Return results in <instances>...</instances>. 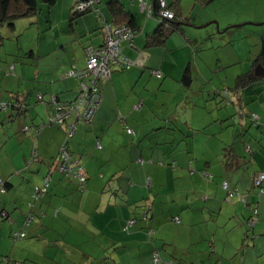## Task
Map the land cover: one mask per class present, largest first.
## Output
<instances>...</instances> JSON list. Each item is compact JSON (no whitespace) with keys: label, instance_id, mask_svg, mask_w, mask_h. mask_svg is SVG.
<instances>
[{"label":"crops","instance_id":"1","mask_svg":"<svg viewBox=\"0 0 264 264\" xmlns=\"http://www.w3.org/2000/svg\"><path fill=\"white\" fill-rule=\"evenodd\" d=\"M75 1L56 0L50 13L57 7V16H60V19L54 21V18L49 17L46 24L49 32L54 35V41L43 51L34 53L32 50L28 53L35 61V84L28 82L27 85V82L21 81V78H25L20 76L21 78H15L16 83H13L15 84L13 88L0 86V103L18 104L19 101H24L27 105L25 114L21 113L24 119L18 118L21 115L16 116L17 111L11 110V107L0 112V179L10 185L5 194L0 195V211H5L8 216L7 219L0 220V249L3 248L1 244L4 243L10 247L12 234L20 231L27 234L23 239L35 238L23 245H33L40 241L41 232L53 230L49 225L50 222L57 221L62 223L63 228L67 226L70 230L79 233L74 235V238L78 240L76 245L82 250L81 257L86 264H152L151 254L154 251L159 252L161 262L172 260L175 264H212L213 262L217 264L222 258L232 259L233 251L238 252V244L242 241L238 242V239L246 225V219L251 215L250 208L254 207V204H258L260 213L259 222L254 230L264 234V197L255 195L258 192L252 188L253 177L259 173L264 174V115L260 118L261 127L250 135L248 134L250 132H245L247 120L241 119L240 123L235 124L232 121L234 115L229 114L227 123L221 122L225 116L221 114L220 117L216 107L213 111L212 103L208 104L201 89L209 94L215 88L221 91V82L216 84L215 77L220 69L222 71L224 65H235L234 61L240 58L239 52L233 48L236 60L223 64L219 55L222 54L225 42L222 43L220 39L215 43L214 31L208 32L209 28H207L204 34L208 32V35H211L210 41L203 35L204 41L200 43L198 32L207 27V24L203 26L207 21L209 23L215 21L218 23V28L230 23L231 25L232 23L248 24L249 27L244 26L239 31L231 33L232 38H241L246 32L247 35L252 36V46L255 47L261 42L260 47L263 45L264 48V30L262 27H250L251 23L258 27L256 23L264 21V0L257 1L256 10L251 6H243V9L237 10L236 13L234 6L238 5L236 2L239 1L226 0L228 9L223 16H218L215 10L217 0L201 7L195 4V0H191L192 10L198 7L203 12L211 6L209 13L206 11L196 14L194 18L201 16L199 22H193L194 11L188 14L184 0H181L183 15L193 19L190 23L198 30L197 33L183 30V36L174 34L164 46L149 48L145 47V40L155 30L157 20L152 17L147 18L140 11L136 1L121 0L125 9L134 16L135 23L140 29L130 45L122 44L123 55L134 64L125 70L113 71L107 81L99 83L101 99L93 123L78 124L74 138L69 142L68 146L73 155L80 161L85 156L87 185L83 192H78L72 181L55 174L54 159L63 142L62 130L45 127L38 134L34 133V128H29L26 133L22 132V127L25 125L36 126L46 120L50 112L48 100L52 95L62 102L72 101L77 96L78 81L67 75L68 70L72 66L78 69L84 67L85 47L102 44L101 26L104 21L110 23L105 6L109 0H102L92 12L80 17L76 16L73 22H70V9ZM149 2L147 0V3ZM206 14L208 17L205 18ZM234 14L237 15L235 22L230 18L234 17ZM245 21L254 23H243ZM208 41L210 46H216V50L218 49L216 52L218 66H214L213 76L207 71L208 56L201 54L205 48L210 47ZM204 55L205 60H203ZM243 63L246 64L247 61L244 60ZM12 66L15 70V65ZM185 67L189 68L191 75V82L187 85L181 81ZM152 70L158 71L161 77L157 78L152 74ZM22 71L24 69L20 67V72ZM41 71L46 77L39 76ZM256 76L258 78H254L253 75L247 78L246 83H254L251 87L257 85L258 90L248 91L246 86L241 87V81L238 80L240 75L237 73L234 83L235 95L232 96L236 101L240 100L241 106L245 103L251 105L255 101L259 106L261 100L257 91L262 90L264 75ZM195 79L201 82L199 87L195 86ZM160 92L169 94L170 98L161 99ZM39 95L42 96V101L37 100ZM203 97L202 106L210 112L200 111L197 119L198 105L201 104L200 100ZM160 102L162 104H159ZM159 105L172 107L161 114L155 112V108ZM137 106L140 108H136ZM119 115L122 121L118 119ZM16 119L19 124L14 129V124L9 125V123H15ZM6 122L8 126L4 128ZM125 126L133 130L131 136L126 133ZM230 126L236 129H229ZM177 134L180 136L178 140L175 137ZM216 134L222 135L224 139L214 138ZM235 135L237 139L241 138L243 152L247 145L251 153H245L247 155L245 159L238 160L236 164L234 162L231 168L227 169L223 157L226 146L239 157L244 155L237 154L225 140V137L233 138ZM159 136L163 137L161 141ZM244 136L250 138L249 143L244 141ZM176 140L177 146H180L178 152L186 154L180 162L177 161L179 158L172 146ZM231 141L233 144L234 140ZM252 141L253 144H250ZM7 144H10L9 147L3 150ZM196 152H200L201 156ZM209 152H215V156L210 157ZM190 156L198 157L199 161L194 162L195 168L189 176L178 173L177 177H167L165 186L160 182L157 183L155 178L166 166H169L170 162H172L171 168L186 169L189 165L187 162H192ZM99 160L102 161L100 166H103V172L93 170ZM139 162L146 165L143 164L142 168H139L137 164ZM208 168H213L216 173H220L223 169L226 177L231 174L230 186L238 189L240 194L236 195L241 198L233 195L231 196L234 198L227 197L217 185L216 178L219 176L216 178L213 176L211 181L203 177L190 176L197 171L206 173ZM245 169L251 170V177ZM108 171H110L109 176L104 187H101V182L106 179ZM47 174L53 175L47 193L40 202L35 203L29 226L25 228L24 223L29 212L27 204L32 199V188ZM149 176L151 182L147 189L148 195L140 197V190L144 188L145 180ZM179 177L186 178L189 186L181 191L179 198H176L171 186L175 183L174 179ZM262 186L264 187V179ZM158 196H164L165 201H157ZM243 199L245 203L242 202ZM221 214L225 216V222L221 220ZM220 215L217 225V217ZM167 216L170 221L166 220ZM175 217L178 218L176 223L172 220ZM182 217H185L186 221ZM81 218L86 229L84 231H88L86 233L80 228ZM130 220L134 223L127 226ZM89 222L92 226L88 230ZM202 225L205 229H201ZM159 228L168 234L173 242H178L180 245H174L165 236L161 238L159 245L151 240L152 236H148V231L151 229L155 232V229ZM97 229L100 230L99 234L95 233ZM108 232H120L116 235L122 239L113 240L116 235L108 238ZM155 234L157 235V232ZM98 235L108 240L110 246L104 247L103 239L94 241L93 237ZM257 240L262 244L261 246L256 248L254 242L251 252L247 251L248 249L241 252L240 258L236 253L231 263L252 264L260 254L264 255V238ZM185 241L190 244L182 246ZM15 246L0 250V256L6 254L8 258L11 257ZM111 247L113 250L108 251ZM42 248V258L46 259L48 247ZM115 248L119 250H114Z\"/></svg>","mask_w":264,"mask_h":264},{"label":"rangeland","instance_id":"2","mask_svg":"<svg viewBox=\"0 0 264 264\" xmlns=\"http://www.w3.org/2000/svg\"><path fill=\"white\" fill-rule=\"evenodd\" d=\"M237 1H239V2H236V3H238V5L234 6V10H236L235 13L237 12V10H242L243 6H251V8L255 9L258 0H256V1L255 0H237ZM254 2H255V6H254ZM226 3H227L226 0H217V2L215 3L216 5L214 4L215 10H216L218 16L219 15L223 16V15H225V12H227L228 8H227ZM192 4H193V2L191 0H184L185 10L188 11V14H190L191 12L194 11L193 15H192L193 18L196 16V14L199 15V14L206 12V11H208L207 13H209L211 10V6H210V8L203 10V12H201V9H199L198 7H196L195 9L192 10ZM39 5H40L39 8H40L41 13H42L41 15H39L35 18L33 17V18L20 19L17 22H15V28H13V29L8 28V27H1L0 28V86L1 87L8 86V88H13V85H15L13 83H16L15 78H17V77L21 78L20 76H23L25 78V79L21 78V81L27 82V85L29 84L28 82L35 84L34 83L35 82L34 78H36L35 61L29 56L28 53L32 50L34 51V53H37L38 51H43V50L48 48V45L54 41V35H52L49 32V29L46 27L47 21L50 19L49 17L54 18V21H57L60 19V16H57V14H58V12L56 11L57 7L50 13V11H47V8L43 4H39ZM246 8H248V7H246ZM232 13H233V11H232ZM235 16H237V15L234 14V17H230L231 20L234 22H235ZM206 17H208V14H206L205 18ZM245 18H247V16ZM200 20H201V16H198V17L194 18L193 22H199ZM247 22H253V21H245L243 23H247ZM208 23H209V21L204 23L203 26H205L207 24L206 25L207 27L200 29V32H198L200 34V38H201L199 42L200 43L203 42L204 41L203 37L208 36V32L212 30V31H214V33H213L214 38L213 39H214L215 43H218L221 39L222 43L225 42V44L227 43V45H228L227 47H224L222 49V54L219 55L220 58H222L223 64H227L231 61H234V59L236 60L235 53L233 52L234 51L233 48L238 50L239 57H240L239 59L234 61L235 65H233V66L224 65L222 67L223 68L222 71H221V69L218 71L217 77H215V83L217 84V83L221 82V85H222L221 90H224L226 88H231L234 86L235 77H236L237 73L239 75L245 74V77L247 79L253 75V72L255 73L256 66L258 65L257 62H259V64L264 65V56H263L264 49L261 48L259 45L255 46V47L252 46V36L247 35L246 32H244V34L241 38L238 37L236 39H233L231 36V33L239 31V29L241 27H238V26L249 27L248 24L245 25L242 23H232L234 26H232L230 29H228L226 31L227 33L226 32L218 33L217 31L221 30L222 28L224 29L226 27V25L221 27V28L220 27L218 28V26L216 27V24H212V25L208 26ZM197 26H201V25H197ZM234 27H237V28H234ZM250 27H255V28L262 27V29L264 30V25L256 27L255 25L251 24ZM207 28H209L207 34H204V33H206L205 31ZM184 30H186L189 33H194V32L197 33V31H198L193 26H185ZM229 31H231V32H229ZM259 41H260V39H259ZM225 44H224V46H225ZM208 45L210 46L209 41H208ZM229 45H231V46H229ZM260 45H261V42H260ZM217 51H218V49L217 50L216 49H209V50H206V51L201 53V54H206L208 56V57H206L207 71L212 76L215 72L214 66H218V65H216V64H218L217 63L218 58L216 57ZM251 54H252V56H251ZM203 60H205V55L203 57ZM244 60L247 61L246 64L243 63ZM237 61H238V63H237ZM254 62H255V64H254ZM13 64L16 67L15 70L12 69ZM20 67H23L24 71L20 72ZM8 76H10V77H8ZM39 76H45L46 77V75L42 71L39 73ZM246 79L244 82H242L240 84L241 87L244 88L246 86L247 87L246 89L248 91H251L253 89L258 90L257 85L253 86L254 88L251 87V85H253L254 83H251V82L246 83ZM248 81H249V79H248ZM200 84H201V82L200 81L197 82V80L195 79V86L199 87ZM195 86H194V89H195ZM219 90H220L219 88L212 89L211 94H209L208 92H205V90L201 89V91L204 92L203 96H205L206 99L208 100V104L212 103L211 107L213 108V111H214L215 107H216V109L220 108L219 110H217L218 115L220 117H222L221 114H223L226 117L227 114H233L235 112V109L232 108V105H231V107L226 105V99H223L221 97L222 94L219 93ZM241 90H242V88H241ZM230 92H231V95H235V89L232 88ZM257 92H258V96H259L260 90ZM207 93L209 95L208 97H207ZM160 97H161V99H166V100L168 98H170L169 94H164L163 92H160ZM254 97H256V94L254 95ZM183 99H184V97H183ZM200 101H201V104L198 105V109H197V116H196L197 119L199 118L198 115H199L200 111H209L210 112V110H207V109H205V107L202 106V104L204 102V97L201 98ZM182 102H183V100H182ZM254 103H256V101ZM159 104H162V103L160 102ZM170 107H172V106L171 105H159L157 108H155V112L164 114V113H166L168 108L170 109ZM243 107L245 108L246 106L243 105ZM254 107H256V106L254 105ZM152 112H154V111L152 110ZM18 118L24 119V116H20ZM6 120H7V118H6ZM7 124H8V122H6V124L4 125V128H7V126H8ZM10 124H14V129H16L17 125L19 124L18 119L15 120V123L11 122V123H9V125ZM0 127H1V124H0ZM229 129H236V127L230 126ZM253 131L256 132L255 130H253ZM248 134L249 135L252 134V131H250V133H248ZM162 138L163 137H160V141ZM214 138H216V139L219 138L220 140L224 139V137L220 134L218 136L216 134ZM225 138H226L225 140L228 142L230 147H233V149L235 150V152L237 154L239 153L240 155H243V154L246 155L243 152L244 146H243V143H242L240 137L237 139V137L235 135L233 138H228V137H225ZM232 139L234 140L233 144L231 141ZM243 139L246 143L250 142V138H248L247 136H244ZM33 140L34 139H32L31 142H33ZM250 144H253V141ZM9 145L8 144H7V146L5 145L3 147V150L7 149L9 147ZM179 149H180V146H177L175 149L176 154L179 158L177 160L178 162L183 160L184 156L186 155L183 152H178ZM196 153L199 156H201L200 152H196ZM208 154H211L210 157L215 156V152H211V153L209 152ZM189 159L192 162L191 163L187 162V164H189V165L186 167V169L180 170L179 168H171L172 166L170 164L172 162H170L169 166H166V168L162 171H161L162 166L159 167L160 168L159 173L161 171V174L159 175V173H158L159 176H157L155 178L157 183L160 182L161 184H164V186H165V182L167 183V177H170V178L177 177L178 173H179V175L186 174V176H189V174L192 173L194 168H195L194 162L197 160L199 161L198 157H194V156H190ZM80 162H81V165L85 171V169H86V167H85V165H86L85 156L83 157V159ZM101 162H102L101 160L97 161L96 167H93L94 171L103 172L104 168H103V166H100ZM213 163H215V162H212V164ZM145 165L146 164H144V166ZM149 165L152 166L151 163H149ZM203 166L204 165H202V167ZM138 167H141V166L138 165ZM245 170H247V169H245ZM238 171H239V169L237 170V172ZM241 171H243V169H241ZM109 172L110 171H108L106 173L107 174L106 179H104L101 182V185H100L101 187H104L105 181L107 180V178L109 176ZM247 172H248L249 176L251 177V170L250 171L247 170ZM206 173L208 175H207V177H204V178H206L207 180H210V181H211L213 176H215V178L217 176H219L216 178L217 185H219V186L222 183V181L224 180V178L226 179V174L224 173L223 169L220 171V173H216L213 168H208V171ZM55 174L60 176V174L58 172H56ZM193 174L194 175H190V176H193V177L198 176L199 178H201L203 176V171H200V172L197 171V172H194ZM209 176H211V177L209 178ZM230 178H231V174H229L227 176L228 180ZM109 179H110V177H109ZM150 180H151L150 176L148 178H146L144 188H142V190H140V192H141V195H139L140 197H147V195H148L147 189L150 187V185H149V183L151 182ZM89 181L90 180H88V182ZM113 182L115 184V180ZM174 182L175 183L171 186V189L173 190L176 198H179V196L181 195V191H184L185 188L186 189L188 188L189 181H186V178H180L179 177V178H175ZM74 183H75V180H74ZM41 185H43V178H42L41 182L35 186H41ZM197 187H199V186H197ZM0 195H2V193H0ZM165 199L166 198L164 196H158L157 201L162 202V201H165ZM190 199L193 202L192 196H190ZM165 214H167V213H165ZM221 215L219 217H217V225L220 221ZM182 218H184L186 221L185 217H182ZM166 220L170 221L168 216H167ZM172 220L175 223L178 222L177 217H175ZM221 220L223 222H225V216L224 215H222ZM80 223H81L80 228H82V232H85V233L88 232V231H84L86 229H85V226L83 224L84 222L82 221V218H81ZM61 224L62 223H58L57 221H51L49 225L52 226L51 229H53V230L41 232L40 241L37 243H34L33 245H30V246H28V245L24 246V245L30 243L29 241H31V240H35V238L30 237L29 239L26 238V239L14 240L13 236H12V239H10V241H11L10 247H8V245L6 243H4V244H1V247H3V248L0 250H5L7 248L9 249L11 247H14L17 244L14 248L15 251L11 254V257H9V259L5 258L8 255H6V254L1 255L0 256V264H80L79 262H82V264H86V262H84L83 258L81 257L82 250H80V248L77 247V245H76L78 243V240L74 238V235H79V233H77L76 230H73V229L70 230L67 226H65L63 228ZM91 226L92 225L89 222L88 230H89V228H91ZM201 229H205V226L202 225ZM161 230H162L161 228L155 229V232H154V230H152L154 232V235L153 234L149 235V237L152 236L151 240L158 243V245L161 243L160 241H161V238L163 236H165V238L171 240L170 236L168 234H165ZM99 231L100 230L97 229V231L95 233L99 234ZM158 231H159V233H158ZM110 232L107 233L108 238H109V236H114L116 234H120V232H118V233L117 232L110 233ZM156 232H157V235L155 234ZM25 235L27 236V234H25ZM159 238H160V240H159ZM259 238L263 239L264 234L259 233L257 230H254V232L252 233L251 229L249 227L245 226L241 232V236L239 237L238 242L246 239L247 241L251 242L250 243L251 245H254V242H255V247L258 248L259 246L262 245V244L258 243L257 239H259ZM101 239H103V237L101 235L93 237V240L96 242H97V240H101ZM121 239L122 238L118 237L117 235L113 237V240L119 241ZM103 240H104L103 246L105 247L109 243H108V240H106V239H103ZM147 240L149 241V238ZM173 244L174 245H177V244L180 245V243H178V242H173ZM189 244H190V242L185 241L182 246H188ZM179 245L177 247H179ZM44 246L48 247L47 248L48 255H46V259L42 258V253H43L42 247H44ZM108 246H110V245H108ZM117 249L119 250V248H115L114 250H117ZM251 249H252V247H250L247 251L251 252ZM112 250H113V248L111 247V249H109L108 251H112ZM237 250H238V252L235 250L233 251L234 254H233L232 259L235 258L236 253H238V257L240 258L241 252H242V241L238 244ZM207 256H209V254H207ZM5 259L7 262H5ZM156 259L161 261V257H160V254L158 251H156V254H155V252H153L151 254L152 264H155ZM232 259L222 258L221 260H219L220 262L217 264H240L239 262L231 263ZM213 261H216V260H213ZM212 264H214V262ZM252 264H264V255L260 254L259 258L256 259V262L254 261V262H252Z\"/></svg>","mask_w":264,"mask_h":264},{"label":"trees","instance_id":"3","mask_svg":"<svg viewBox=\"0 0 264 264\" xmlns=\"http://www.w3.org/2000/svg\"><path fill=\"white\" fill-rule=\"evenodd\" d=\"M86 1H88V0H76L75 1V3L73 4V6L70 9V15H69V21L70 22H73V20L75 19L76 16L80 17V16L85 15L87 13H90V12H92L94 10V7L97 5V3L92 4L90 7H88L87 9H85L83 11H80L79 9H77V6L80 3H84ZM101 1L102 0H99L98 3H100ZM149 1L150 2L147 3V4L150 5V13H148L146 10H143V11L140 10V11L142 13H144L147 18H150V17L155 18L157 20V25H156L155 30L150 35H148L146 37V40H145V47L146 48L164 46L166 44L167 40L169 39V37L173 36L174 34H178L180 36H183V34H184L183 30H184L185 26H189V25L191 26L192 25L190 23L191 22V18L183 15V10H182V7H181V0H169V1L164 0L165 6L163 8L160 7L159 0H149ZM212 1L213 0H195V4L198 5L199 7H201L204 4L205 5H209L210 3H212ZM55 3H56V0H0V28L1 27H8V28L13 29L14 26H15V22H17L18 20L25 19V18H33V17L35 18V17L41 15L42 13H41V10L39 8V6H40L39 4H43L47 8V11H50V9H52L54 7ZM105 6H106L107 11H108V16H109L108 21H110V23L108 24L107 21H104L103 25L101 26V33H102V37H103V41H102L101 45L96 46V47L87 46V47L84 48V54H85V57H86V61H87V52L86 51H87L88 48H91L93 51H98V50H100V49H102L104 47V43H105V25H109L111 28L124 27V28H126L128 30V33L130 34V39H124L120 43V47H121L120 53H121V55L123 57H125V56L122 53V49H123L122 44L123 43H127L128 45H130L131 44L130 42L132 41L133 37L140 30L137 27L136 23H135L134 16L132 14H130V12H128L125 9V5H124V3L121 0H109L108 2L105 3ZM161 9H164V10H167L168 12H171L172 17L170 19H166L164 17L159 16V12L161 11ZM256 25L262 26V25H264V22L256 23ZM232 26L233 25H231V24L226 25V27L224 29H221V30H219L217 32L218 33H224L228 29H230ZM238 27H243V26H238ZM235 28H237V27H235ZM229 32H231V31H229ZM210 36L211 35L207 36V39L209 41H210V38H211ZM213 41H214V39H213ZM231 45H229V46H231ZM227 46L228 45L226 43L224 47H227ZM259 46H260V44H259ZM261 48H263V45L261 46ZM209 49H216V46H214V47L210 46L208 48H205L204 51L209 50ZM196 50L197 49L195 48V51ZM263 56H264V54H263ZM125 58L128 59L127 57H125ZM128 60L131 61L130 59H128ZM86 61H85L84 67L82 69H78L76 66H72V67H75V69L73 70V71H75L74 75L70 74V71H72V67L70 68V70H68V73H67V75L69 77H73L74 79H76L78 81L79 90H78L77 96L72 101L62 102V101H59L55 96L52 95L49 98V100H48L49 106L51 104L50 100H51L52 97L55 98V102H57V103H63V104L71 105V104H74V103L77 102L78 97H79V93H80V90H81V87H80L81 83L82 82H84V83L86 82V79H84L83 77H80L79 70H84L86 68ZM255 62H254V64H255ZM257 63H258V65H261L264 68L263 64H259V62H257ZM129 67H131V65ZM110 69H111L110 76L107 79H105V80H100V81L97 82L96 93H97V95L99 97V101H98V104H97V106H96V108L94 110V114H93L91 120H89V121L76 120L77 122H76V127H75V130H74V134L76 133V129H77V125L78 124L91 125L93 123V121H94V117H95V114L97 113V110L99 108L100 99H101V97H100V89H99V86H98L99 83H103V82L107 81L111 77L113 71H115V70L116 71L117 70H125L127 68H121L118 65H113V66H111ZM152 74H154L157 78L161 77V74L158 71L152 70ZM253 77L254 78H258V76H256V74L254 72H253ZM261 77H263V76H261ZM245 79H246L245 74H241L240 77L238 78V80L241 81V83L244 82ZM181 81H182V83H185V85H187L188 83L191 82V75H190V71H189L188 67H185V69L183 71V77H182ZM232 88L235 89V86L231 87V88H226L224 90H221V91H219V93L222 94L221 97L223 99H226V105H228L230 107L232 105V108L235 109V112L233 113L234 117L232 118L233 123L238 124V123H240L241 119L242 120H247V128H246L245 132H250V131L254 132L253 130L258 131V129L261 127L260 125H262V122L260 121V118L262 117V115H264V89H263V85H262V90H260V93H259V97L260 98L258 97L261 100V102L259 103V106H258L257 102L256 103H252L253 105L245 103V105L248 108L247 107L244 108L243 106H241L242 103H240V100L236 101L233 98V96L231 95V92H230ZM37 100L38 101H42L43 100L42 96L39 95L37 97ZM16 101H19V100H16ZM0 104H5V103H0ZM5 105H6L7 108L11 107L12 108L11 110H16L17 111L16 112V116L21 115L22 112H23L22 114H25L24 110L27 107V105L24 104V101H21V102L19 101L18 104L17 103L16 104L13 103V104H5ZM254 105L256 107H254ZM219 109L220 108H218L216 110H219ZM2 111H5V110H2ZM80 112H81V110H80ZM50 114H51V109H50V112H49V114H48V116H47L45 121H43L42 123H40V124H38L36 126L28 127V126L25 125L24 127H22V132L26 133L29 130V128L30 129L34 128L35 129L34 133L38 134L45 127H56L58 129L62 130L63 131V142H62L61 146L59 147V150H58L56 158L54 159L56 161L55 173L58 172L62 178H66V179L72 181L73 183H74V180H75V183H74L75 189L78 192H83L85 190V188H86V185H87L86 174H85V171H84V169H83V167L81 165L80 159L77 156L73 155V153L70 151L69 146H68L69 142L74 138V134L70 138H67L66 134H65L66 133L65 125L68 124L69 122H71L73 119H75L76 111L73 110L70 113L69 117H67L65 119L63 125L49 123L48 119H49ZM21 116H24V115H21ZM226 117L228 118L229 114H227ZM226 117L221 122H225L226 123L227 122V118ZM118 119L122 121V117L120 115L118 116ZM125 131L130 136H131V134H133V130L131 128L127 127V126H125ZM175 137L178 140V138L180 136H179V134H177ZM182 138H183V136H182ZM177 140L172 145L174 147L173 150H175L176 147H177L176 146L177 145ZM62 145H65L67 151L72 156L77 157L79 165H80V167H82V173L84 174V177H85V181H84L83 186H80L78 184L77 180L75 178H73L72 176H67L64 173H61V172L58 171L57 167L59 165V151H60V148L62 147ZM246 146H245L244 153H249L250 154L251 153L250 147L247 150ZM36 156H37V154H36ZM246 156L247 155L239 157L238 155L233 153L228 146H226L224 148V153H223L224 165H225V167H228L227 169H230L231 168L230 166L234 162L236 164L238 162V160L245 159ZM32 160L34 161L35 159H32ZM52 161H53V159H52ZM138 164H139V166H141L139 168H142L144 163L139 162ZM207 175L208 174L205 173V171H204L202 177L203 178L207 177ZM47 176L50 177V181H49L48 186H47V188H46V190H45V192L43 194L36 192V189L37 188H41L43 185H41V186H33V188H32V192H31V198L32 199L27 204L29 212L27 213V217H26V220H25V223H24L25 228H27L29 226L30 217L32 215V209L34 208L35 203L40 202V200L43 198V196L47 193V190L49 188V185H50V182L52 180V176L53 175L47 174L43 178V183H44V180H45V178ZM210 177L211 176H209V178ZM253 179H254V177H253ZM9 186L10 185H9L8 182L2 181V187L0 188V193L5 194V192L9 188ZM252 186H253L252 188L257 190V192H258L255 195L264 197V195L260 192V189H264V187L262 185H261L262 188H257V187L254 186V181H252ZM220 188L222 190H224L225 194H227V197H229V198H234V197L241 198L240 196L236 195V194L239 195L240 192L238 191V189L236 187H231L230 186V179L228 180L227 177H226V179H224L222 181V184H220ZM231 195H233L234 197L231 196ZM242 202L245 203V200L243 199ZM254 207L256 208V211H257L256 222L254 223L253 226H250L248 224L250 218L253 216V213H252V208L253 207H251L250 208L251 215H250L249 218L246 219V225H245V226H247V227H249L251 229L252 233L254 232L255 226L259 222V219H260V213H259L258 204H254ZM7 218H8L7 213L5 211H0V220H5ZM14 233H17V234L18 233H23L24 236L22 238H20V239H23L26 236L25 235L26 233L23 232V231L14 232ZM14 233L12 234L13 239L14 240H19V238L14 237ZM250 243L251 242L247 241L246 239L242 240V253L253 246ZM154 252L156 254V251H154ZM5 258L9 259L8 256H6ZM5 262H7L6 259H5ZM169 262H170V264H175V263H173L172 260L163 261V263H165V264H167Z\"/></svg>","mask_w":264,"mask_h":264},{"label":"built area","instance_id":"4","mask_svg":"<svg viewBox=\"0 0 264 264\" xmlns=\"http://www.w3.org/2000/svg\"><path fill=\"white\" fill-rule=\"evenodd\" d=\"M99 0H88L84 3H80L77 6V9L83 11L90 7L94 3H98ZM128 1H137L139 3L141 11L146 10L150 13V5L147 4V0H128ZM160 7L163 8L165 6L164 0H159ZM159 16L164 17L166 19H170L172 17L171 12L167 10L161 9L159 12ZM124 39H130V34L128 30L124 27H116L111 28L109 25H105V43L104 47L98 51H93L91 48L87 49V61L86 68L84 70H79L80 77L86 79V82L81 83V90L79 93V97L76 103L74 104H63L55 102V98H51V114L49 116L48 122L52 124H64V121L67 117H69L70 113L74 110L76 111V117L71 122L65 125L66 137L70 138L74 134V130L76 127V120H91L94 110L98 104L99 97L96 93L97 82L100 80H105L110 76L111 66L118 65L121 68H128L130 65L134 64L129 61L125 57H123L120 53L121 47L120 43ZM75 67H72V71H70L71 75L75 74L73 71ZM263 89H264V80H263ZM5 104H0V111L6 110ZM136 108H140L137 106ZM81 110V112H80ZM97 146H99L97 144ZM246 149H249V146H246ZM58 171L64 173L67 176H72L75 178L80 186H83L85 177L82 173V167H80L77 157L72 156L66 149L65 145H62L59 151V165ZM264 179V174L259 173L253 179L254 186L257 188H262V181ZM50 181V177L47 176L44 180L43 186L41 188H37L36 192L43 194L48 186ZM2 187V181L0 179V188ZM260 192L264 195V189H260ZM253 216L250 218L248 224L253 226L257 219V211L256 208H252ZM134 221L130 220L127 222V226L133 224ZM153 231L150 229L148 231V236L151 235ZM24 236L23 233H14V237L22 238ZM155 264H165L161 263L160 260L156 259ZM170 264V263H167Z\"/></svg>","mask_w":264,"mask_h":264},{"label":"water","instance_id":"5","mask_svg":"<svg viewBox=\"0 0 264 264\" xmlns=\"http://www.w3.org/2000/svg\"><path fill=\"white\" fill-rule=\"evenodd\" d=\"M209 24H216V26H217V23L215 22V21H213V22H211V23H209ZM208 24V25H209ZM252 24V23H251ZM190 26V25H189ZM257 26H259V25H257ZM255 74L256 75H260V76H262L263 74H264V68L261 66V65H257L256 66V69H255Z\"/></svg>","mask_w":264,"mask_h":264}]
</instances>
